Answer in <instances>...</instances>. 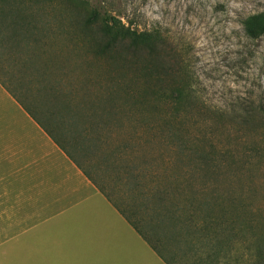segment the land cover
<instances>
[{"label": "rangeland", "instance_id": "1", "mask_svg": "<svg viewBox=\"0 0 264 264\" xmlns=\"http://www.w3.org/2000/svg\"><path fill=\"white\" fill-rule=\"evenodd\" d=\"M262 11L264 0H0V79L130 215L150 211L125 185L126 159L182 200L206 188L214 197L207 212L223 222L215 229L220 255L258 264L264 125L235 116L264 108V34L247 37L242 26ZM105 23L156 35L155 58L169 67L165 80L149 73L152 56L141 50L120 43L96 52L107 45ZM127 85L142 103H132ZM169 90L180 96L175 104ZM152 241L171 264L211 260L208 247Z\"/></svg>", "mask_w": 264, "mask_h": 264}, {"label": "crops", "instance_id": "2", "mask_svg": "<svg viewBox=\"0 0 264 264\" xmlns=\"http://www.w3.org/2000/svg\"><path fill=\"white\" fill-rule=\"evenodd\" d=\"M0 264H168L1 79Z\"/></svg>", "mask_w": 264, "mask_h": 264}, {"label": "trees", "instance_id": "3", "mask_svg": "<svg viewBox=\"0 0 264 264\" xmlns=\"http://www.w3.org/2000/svg\"><path fill=\"white\" fill-rule=\"evenodd\" d=\"M242 26L247 37L256 38L264 34V11L256 15L247 16L242 21ZM100 30L107 38V45H98L96 52L112 51L113 48L120 43L124 44L123 46H125L127 50L133 52L141 50L149 56H152L150 63H153V70L149 73L152 75L153 72L157 81L165 80L164 76L167 74L169 67L164 60L158 61L155 58L161 57L160 54L158 55V52H156L158 47H160V41L157 39L156 35L143 31L135 32L129 29L121 30L115 28L113 24L108 23H105ZM184 87L187 88V84L183 85L181 89ZM125 89L127 91L125 94L128 95L133 104L142 103L140 101L141 97L135 95V92L129 88L128 85L125 86ZM179 97L180 96L175 93L173 94L169 90L168 98L172 100V103L175 104L176 99H179ZM235 118L239 123L244 125H264V108L246 107L241 113L237 114ZM262 149L263 148L259 147V145L253 147L255 153H259ZM124 156L126 157V152ZM198 159L200 160V157H198ZM126 161V165L123 166L125 172V185L129 189L134 188L136 190L137 198H139L138 204L149 210L150 213L147 212L145 216L142 215V217H133L129 213L134 215L135 212L131 209L121 208L116 202L111 200L108 194H106V196L162 259L168 264H171L152 240H159L161 236H164L168 240H173L186 247H203L204 249L208 247L211 253V260H209L207 264H231L225 254L220 255L219 253L221 251L222 241L219 239L220 235L218 230L215 229L218 228L219 223L222 224L223 222H219L214 214L207 212L208 206L214 197L207 194V191H205L206 188H202L197 197L185 196V200H182V193H171L170 189L159 180L158 175H155L153 180L143 173H138L137 175V172H135L136 168L128 159H126ZM180 186L181 183H177L174 186L176 192L179 190ZM197 214L199 216H196ZM194 240L195 242H193ZM202 262V260L197 261L195 264H203ZM263 262L264 261L261 260L258 264H264Z\"/></svg>", "mask_w": 264, "mask_h": 264}]
</instances>
